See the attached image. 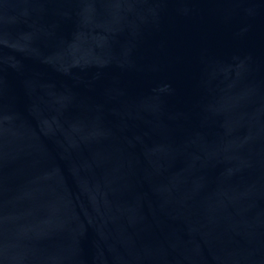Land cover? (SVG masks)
I'll return each instance as SVG.
<instances>
[{
	"label": "water",
	"instance_id": "95a60500",
	"mask_svg": "<svg viewBox=\"0 0 264 264\" xmlns=\"http://www.w3.org/2000/svg\"><path fill=\"white\" fill-rule=\"evenodd\" d=\"M0 264H264V0H0Z\"/></svg>",
	"mask_w": 264,
	"mask_h": 264
}]
</instances>
